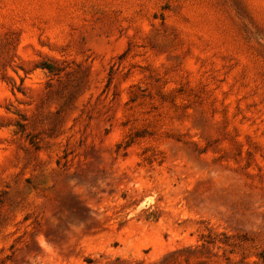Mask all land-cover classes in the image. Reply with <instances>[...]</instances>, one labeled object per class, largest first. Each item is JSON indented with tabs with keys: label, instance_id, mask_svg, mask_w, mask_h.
I'll return each instance as SVG.
<instances>
[{
	"label": "rangeland",
	"instance_id": "1",
	"mask_svg": "<svg viewBox=\"0 0 264 264\" xmlns=\"http://www.w3.org/2000/svg\"><path fill=\"white\" fill-rule=\"evenodd\" d=\"M264 0H0V264H264Z\"/></svg>",
	"mask_w": 264,
	"mask_h": 264
},
{
	"label": "trees",
	"instance_id": "2",
	"mask_svg": "<svg viewBox=\"0 0 264 264\" xmlns=\"http://www.w3.org/2000/svg\"><path fill=\"white\" fill-rule=\"evenodd\" d=\"M259 258L264 262V249L259 254Z\"/></svg>",
	"mask_w": 264,
	"mask_h": 264
}]
</instances>
